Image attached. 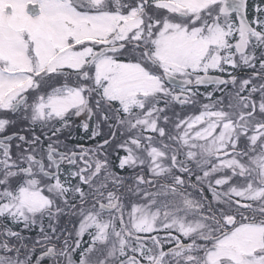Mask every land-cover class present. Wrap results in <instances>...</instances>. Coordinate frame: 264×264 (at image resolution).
Segmentation results:
<instances>
[{
	"label": "snow or ice",
	"instance_id": "snow-or-ice-1",
	"mask_svg": "<svg viewBox=\"0 0 264 264\" xmlns=\"http://www.w3.org/2000/svg\"><path fill=\"white\" fill-rule=\"evenodd\" d=\"M0 264H264V0H0Z\"/></svg>",
	"mask_w": 264,
	"mask_h": 264
},
{
	"label": "flooded vegetation",
	"instance_id": "flooded-vegetation-1",
	"mask_svg": "<svg viewBox=\"0 0 264 264\" xmlns=\"http://www.w3.org/2000/svg\"><path fill=\"white\" fill-rule=\"evenodd\" d=\"M79 142V141H72V143Z\"/></svg>",
	"mask_w": 264,
	"mask_h": 264
}]
</instances>
